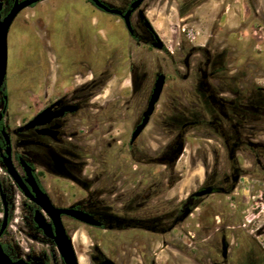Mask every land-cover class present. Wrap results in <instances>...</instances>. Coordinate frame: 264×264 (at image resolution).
Segmentation results:
<instances>
[{"label":"rangeland","instance_id":"374dc122","mask_svg":"<svg viewBox=\"0 0 264 264\" xmlns=\"http://www.w3.org/2000/svg\"><path fill=\"white\" fill-rule=\"evenodd\" d=\"M142 10L165 44L164 50L129 46L122 22L84 0H48L26 9L9 36V87L16 93L21 85H16L15 79L23 83L22 93L29 95L23 107L26 114L32 107L37 74L40 78L50 74L49 81L54 84L56 75L67 78L83 70L88 77H75V87L109 70L96 81L100 87L96 95L100 97L95 104L105 105L118 93L127 101L134 89L138 113L147 108L156 74L164 73L166 86L148 131L154 140L152 155L170 142L163 137L165 130H178L187 122L201 124L187 130L183 153L173 169L152 166L157 177L154 183L126 177L112 182L109 188L118 193V199L133 193L143 201L144 196L155 193L154 201L136 200V212L163 202H167V211H172L173 202L184 200L202 184L232 178L229 150L221 133L208 124L220 121L225 133L234 135L223 117L230 116L243 133L244 142L253 144L236 152L242 178L230 196L204 199L186 222L163 237L83 227L74 228L72 237L81 264H93L90 255L94 246H100L107 255L124 249L121 256L126 264H239L244 243L254 241L264 247V90H258L264 89V0H148ZM41 17L51 19L49 39L39 24ZM116 44L119 49L114 50ZM192 48L206 49L210 57L198 53L189 58L190 67H186ZM208 58L211 67L206 64ZM132 65L134 85L129 75ZM197 68L216 74L206 80ZM108 79L112 80L107 84ZM118 132L122 133L121 127ZM250 150L257 151L259 157ZM4 172L0 171L1 178L6 176ZM19 217L17 214L10 228L12 244L24 247V252L44 249L21 229ZM223 236L232 249L227 262L221 255Z\"/></svg>","mask_w":264,"mask_h":264},{"label":"flooded vegetation","instance_id":"af4514ba","mask_svg":"<svg viewBox=\"0 0 264 264\" xmlns=\"http://www.w3.org/2000/svg\"><path fill=\"white\" fill-rule=\"evenodd\" d=\"M25 1L28 0H0V21L3 22L7 18L16 3ZM45 1L48 0L37 2L19 13L9 30L8 44L10 33L19 16L26 9L35 8ZM84 1L100 13L116 17L121 21L130 40L129 46L158 49L154 46L158 43L155 34L146 26V21L150 23L151 21L142 10L148 0H144L132 12L130 17L132 31L128 29L124 16L138 0H99L105 6L121 11L123 15L111 14L99 8L93 0ZM50 23V18H39L46 39L50 38ZM151 25L155 31L152 23ZM116 49H119L118 44L114 45V50ZM164 49L163 43V48L158 50ZM202 52L210 57L208 50L192 48L185 66L190 67L189 58ZM210 62L211 59L208 58L206 64L209 67L212 66ZM130 69L129 75L134 85L135 67L132 65ZM197 70L206 80L216 74V71L207 73L198 68ZM108 71L95 74L90 81L84 84L82 82L80 86L76 85L77 88L73 87V79L78 76L82 80L83 76L88 77L83 70L74 72L67 78L56 75L54 84L49 81L50 74L46 78H40L37 74L33 80L34 87L31 93L32 107L24 114V101L28 100L29 95L22 93L23 83L17 79H15L16 85H21L17 89L18 92L14 93L9 87L11 77L8 65L5 82L0 88V171H5L4 175H6L0 177V231L7 216V227L0 237V244L14 262L23 260L27 264H66L56 243L54 219L42 207L41 203L46 200L38 193L46 195L55 209L70 210L71 213H62L60 220L72 240L78 262L81 264L72 237L74 228L83 227L111 233L135 231L163 237L186 222L201 206L204 199L216 195L230 196L242 178L236 152L242 148H251L253 144L244 142L241 130L233 123L230 116L224 114V120L234 129V135H227L220 121H210L208 124L215 126L221 133L225 147L229 150L232 178L226 177L223 182L202 184L184 200L173 202L175 206L169 212L167 202L156 208L144 207V210L136 212L134 206L136 200L140 203L151 202L157 198L152 199L154 192L147 197L144 196L143 201L138 200L140 196L133 193L120 196V199L116 198L119 196L118 193H114L115 190L109 188L113 186V181L126 177L132 180H145L152 184L157 180L152 173V166L161 165L173 169L183 153L187 130L200 125L201 122H187L180 128L174 125L178 130H170V133L165 130L163 137L170 139V142L157 155H152L150 150L154 140L148 131L155 119L167 76L162 72L156 74L153 88H149L148 104L159 75H164L166 78L162 95L148 125L138 137L134 138L147 110L146 108L136 113L134 89L130 96L128 95L127 101L124 100V95L118 93L116 98L105 105L101 104L100 107L94 102L100 97L96 95L100 90L96 81L101 80ZM18 73H22V70L19 69ZM111 80L108 79L106 83ZM258 90L264 89L258 88ZM120 127L122 133L118 132ZM250 151L259 157L257 151ZM9 166L15 172L16 179L10 174ZM140 167H143V172L136 173L135 171L140 170ZM207 188H213L211 195H197ZM38 213H41L46 223L52 226L50 237L39 228L36 222ZM17 214H20L21 229L27 231V235L37 244L44 246V249L29 248L24 252V247L20 248L12 244L9 239L10 228ZM75 214H80L83 220L77 219ZM214 218L216 219L215 216ZM221 247L222 259L227 262L232 253L227 236L221 238ZM225 247L226 252H224ZM123 250L117 248L114 253L107 255L100 246H94L90 259L93 264H103L105 260H111L115 264H126L121 256ZM239 256L237 259L239 264H264V247H259L254 241L246 242L241 247Z\"/></svg>","mask_w":264,"mask_h":264},{"label":"water","instance_id":"95a60500","mask_svg":"<svg viewBox=\"0 0 264 264\" xmlns=\"http://www.w3.org/2000/svg\"><path fill=\"white\" fill-rule=\"evenodd\" d=\"M40 1H44V0H28L25 1L23 3H16V5L14 6L13 10L11 11V13L7 16V18L1 22L0 21V88L3 86L4 82H5V78L7 75V69H8V34H9V30L14 22V20L16 19V17L19 15V13H21L25 8L32 6L33 4L40 2ZM96 5L111 13V14H115V15H123V13L117 9H111L107 6H105L104 4H102L99 0H93ZM144 0H138L137 2H135L132 6V9L124 16L126 23H127V27L130 31H132V27L130 25V17L131 14L134 10H136L143 2ZM0 9H1V4H0ZM146 26L155 34L156 36V40H157V44H155L154 46L158 49H162L163 48V42L162 40L159 38V36L157 35V33L154 31L151 23L149 21H146ZM165 76L164 75H159L151 99L149 101L147 110L144 114V120L143 123L137 128L134 138L138 137L139 134L144 130V128L148 125L149 121H150V117L153 115L154 111H155V107L156 104L158 103L162 92H163V88L165 85ZM9 171L10 174L16 179V174L15 172L11 169V167L9 166ZM213 193V188H207L206 190L198 193V196H202V195H211ZM38 195L45 199L46 201L42 202L41 205L44 208V210L54 219L55 222V226H56V232H57V238H56V243L58 245V248L65 260L66 264H79L78 259H77V255L75 253L74 247H73V243L72 240L69 238V236L67 235V233L65 232V229L61 223L60 220V216L62 213H71L70 210H57L53 207V205L50 203V201L47 199L46 195H40L38 193ZM76 218L79 220H83V217L80 214H75ZM36 222L39 226L40 229H42L45 233L46 236L50 237L52 235V226L47 224L45 221V218L43 217V215H41V213H38V216L36 217ZM7 227V216L5 217L4 223H3V227L0 231V237L2 236V234L4 233L5 229ZM227 251V248H224V252ZM0 264H27L25 261L20 260V261H16L14 262L4 251L2 245L0 244ZM103 264H115L114 262H112L111 260H105Z\"/></svg>","mask_w":264,"mask_h":264},{"label":"bare ground","instance_id":"6f19581e","mask_svg":"<svg viewBox=\"0 0 264 264\" xmlns=\"http://www.w3.org/2000/svg\"><path fill=\"white\" fill-rule=\"evenodd\" d=\"M82 256V255H81ZM80 258V257H79ZM80 263H82V259L80 258Z\"/></svg>","mask_w":264,"mask_h":264}]
</instances>
